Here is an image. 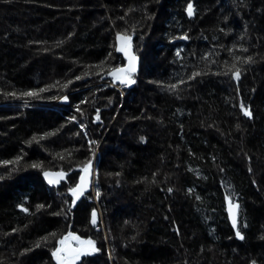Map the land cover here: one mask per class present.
Returning <instances> with one entry per match:
<instances>
[{"label":"trees","instance_id":"obj_1","mask_svg":"<svg viewBox=\"0 0 264 264\" xmlns=\"http://www.w3.org/2000/svg\"><path fill=\"white\" fill-rule=\"evenodd\" d=\"M192 2L190 18L187 0H0V264H55L50 249L69 231L96 242L91 264H264V0ZM117 33L132 35L141 61L129 88L95 74L101 61L124 64ZM233 64L239 81L224 75ZM44 133L54 134L28 143ZM89 160L94 190L53 215ZM61 169L64 189L47 188L43 171ZM226 194L240 204L243 241Z\"/></svg>","mask_w":264,"mask_h":264},{"label":"snow or ice","instance_id":"obj_2","mask_svg":"<svg viewBox=\"0 0 264 264\" xmlns=\"http://www.w3.org/2000/svg\"><path fill=\"white\" fill-rule=\"evenodd\" d=\"M131 11V10H130ZM185 12L188 17H193L195 9L192 0H187ZM127 15V13H125ZM151 18V17H149ZM120 19H124V17H120ZM223 32V29H221ZM174 39H183L187 40L189 39L187 33H185L183 36L180 37H175ZM242 39V38H241ZM116 45H115V50L117 52L123 53V56L127 60L126 64L123 65H115V66H110L107 69H104L103 65L106 63V61H101L100 64L95 65L96 68H100L101 72L103 75H101V72L95 73L97 76H101V79H103V76H109L111 77V82L112 86L116 87L117 85L129 88L137 83L136 80V73H137V63H138V57L133 54L132 52V35L124 34V33H117L116 34ZM59 43L62 42H58ZM244 52H247L248 50L246 48L241 49ZM176 56L180 57V50L176 52ZM237 60L239 57L236 58ZM252 57L249 56L247 59L244 61L245 63L251 62ZM229 72L231 73V77L239 81L241 77V69L236 67L235 64L232 65V67L229 69L228 72H225L224 75H228ZM206 75L207 73H202V72H193L189 77L188 80H195L196 77L201 76V75ZM87 75V73H85ZM77 80L81 79L80 76L76 77ZM59 83V82H57ZM72 83V81H68L67 84L63 85L64 88L68 86V84ZM159 83V82H156ZM181 84L187 83L185 80L180 81ZM163 86V85H162ZM168 90L170 91H176L178 88L177 84H169L166 86ZM51 86L49 88H40L38 90H30L27 92H22L20 93V96L22 97H29V98H35L39 99L41 98L40 94L50 90ZM123 94V93H121ZM10 95L16 96V93H11ZM53 99H59L61 101L67 102L69 100L68 96H59V97H53ZM86 101H81V103H85ZM112 103V98H108V104L110 105ZM25 105H27V101H25ZM239 108L243 115L249 119L253 118V113L250 110V107H246L243 102L239 104ZM77 112H81V109L79 106L76 108ZM71 121H76L77 118L76 116L70 117ZM96 120H100V115H99V109L96 110ZM182 127V126H181ZM237 128L240 127L239 124L236 125ZM80 128L83 130L85 128V125L83 123L80 124ZM54 133H44L42 136H36L34 135L28 143L32 142H39L40 140H43L46 136L53 135ZM80 133H77L79 135ZM86 135V133H85ZM139 140L141 143L145 142V137L140 136ZM97 141L95 140H90L89 145H95ZM70 155V153H69ZM59 158L61 160L65 159V157L61 154H58ZM21 157H17L16 161H3L2 163L7 165V164H15L18 163ZM32 168H42V165L39 163H34L31 165ZM91 160L88 161L82 168H81V174L79 177V182L75 183L74 186H70L68 188V194L71 197V201L69 202L68 200H65L64 203L68 205L67 208L61 209V212H55L53 215H61L63 213L65 217L68 216L72 212L73 207L76 206L77 201L84 196L85 191L88 189L89 184H90V176L94 175L91 171ZM191 171V169H189ZM221 172H223V169H220ZM251 171V169H249ZM67 172H65L63 169L60 171L52 172V171H43V176L44 179L47 181L49 185H59L62 180H66L67 178ZM119 175V173H117ZM206 178V177H205ZM0 179H3V177H0ZM173 189L169 188L168 192L171 193ZM189 193L193 191L192 189L188 190ZM96 196H100V192L97 189L96 190ZM197 201L201 200V197L197 195L195 197ZM225 201L227 202V212H228V219L231 221V227L234 230V235L236 239H239L243 241L245 239L244 235L242 234L240 227H239V221H238V215H239V209H240V204L238 202H233L231 197L229 195H225L224 197ZM18 207L21 208L22 211L28 212V209L23 207V205H19ZM37 210L39 211L40 209L44 208L45 205L39 204L36 206ZM47 207H51L48 205ZM90 223L93 227L97 225V213L96 210L93 209L91 212V220ZM244 227H247V224L243 225ZM15 231V230H13ZM51 236L55 237L57 234L56 233H51ZM177 235H179V230L177 229ZM135 239V237H133ZM229 239H232V237H229ZM260 239H264V236H261ZM42 241L47 242L48 237H42ZM34 247L39 248L41 247V242H36ZM26 252L32 251L31 248L26 249ZM100 252V248L96 246V242L91 239V238H81V236L76 235L74 232L69 231L65 235H62L57 241L55 246H53L50 249V259L55 261V264H77L78 261H81V257L86 258L82 264H91V262L87 259L88 257L93 256L94 254ZM111 258V256H109ZM251 264H256V261L253 260L251 261Z\"/></svg>","mask_w":264,"mask_h":264},{"label":"water","instance_id":"obj_3","mask_svg":"<svg viewBox=\"0 0 264 264\" xmlns=\"http://www.w3.org/2000/svg\"><path fill=\"white\" fill-rule=\"evenodd\" d=\"M178 42H186V40L179 39ZM116 43H117V41H116V35H115V36H114V52H115L116 55L121 56L122 59H123V61H124V64H126V63H127V60H126L125 57L123 56V53L117 52V51L115 50V45H116ZM132 52H133V54L135 55L133 45H132ZM137 57H138V56H137ZM139 67H140V58L138 57L137 73H138V71H139ZM137 73H136V74H137ZM110 78H111V77H110ZM90 171L94 174V167H93L92 165H91V170H90ZM52 172H56V171H52ZM80 174H81V173H80ZM79 177H80V175H79ZM41 180H42V182L44 183V185H45L47 188H49V189H57V188H59L60 185L65 181V180H62V181L60 182L59 185H49V184L47 183V181L44 179L43 173H42V175H41ZM92 180H93V175L90 176V184H89L88 189L85 191L84 196L87 195V194L90 192V190H91V186H92ZM78 182H79V178H78L77 183H78ZM84 196H82V197L77 201V203H78V202H79ZM225 212H226L227 219H228L227 203H226V207H225ZM228 222H229L230 228L232 229V227H231V221H230L229 219H228ZM97 223H98V221H97ZM90 225H91V223H90ZM91 227L94 228L92 225H91ZM232 231L234 232L233 229H232ZM236 240H239V239H236Z\"/></svg>","mask_w":264,"mask_h":264},{"label":"rangeland","instance_id":"obj_4","mask_svg":"<svg viewBox=\"0 0 264 264\" xmlns=\"http://www.w3.org/2000/svg\"><path fill=\"white\" fill-rule=\"evenodd\" d=\"M140 64H141V61H140ZM72 183V182H71ZM72 185V184H71ZM64 187H65V185H61L60 186V190H63L64 189ZM92 190H94V187H93V189ZM95 192V191H94ZM99 220H100V217H99V215H97V221L99 222ZM97 224H99V223H97Z\"/></svg>","mask_w":264,"mask_h":264}]
</instances>
